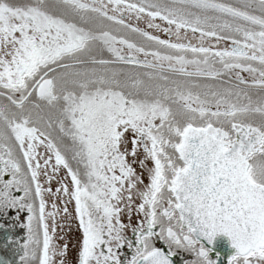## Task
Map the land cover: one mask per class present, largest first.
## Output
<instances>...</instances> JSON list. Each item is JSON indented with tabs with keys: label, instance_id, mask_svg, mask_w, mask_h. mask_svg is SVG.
<instances>
[{
	"label": "snow or ice",
	"instance_id": "1",
	"mask_svg": "<svg viewBox=\"0 0 264 264\" xmlns=\"http://www.w3.org/2000/svg\"><path fill=\"white\" fill-rule=\"evenodd\" d=\"M0 264H264V0H0Z\"/></svg>",
	"mask_w": 264,
	"mask_h": 264
},
{
	"label": "flooded vegetation",
	"instance_id": "2",
	"mask_svg": "<svg viewBox=\"0 0 264 264\" xmlns=\"http://www.w3.org/2000/svg\"><path fill=\"white\" fill-rule=\"evenodd\" d=\"M0 242H2V234H0ZM209 249V259L217 260L218 264H227L228 259L235 254V249L231 246V240L226 236V240L216 237L211 245H207Z\"/></svg>",
	"mask_w": 264,
	"mask_h": 264
},
{
	"label": "water",
	"instance_id": "3",
	"mask_svg": "<svg viewBox=\"0 0 264 264\" xmlns=\"http://www.w3.org/2000/svg\"><path fill=\"white\" fill-rule=\"evenodd\" d=\"M217 237H218V238H221V240H226V236H225V235H222V234H221V235H218Z\"/></svg>",
	"mask_w": 264,
	"mask_h": 264
}]
</instances>
